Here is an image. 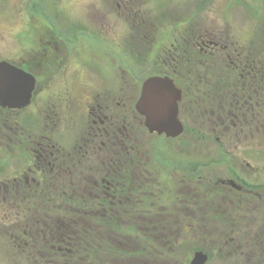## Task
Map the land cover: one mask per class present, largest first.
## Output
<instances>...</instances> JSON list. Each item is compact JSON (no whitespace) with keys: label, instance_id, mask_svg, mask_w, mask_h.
Instances as JSON below:
<instances>
[{"label":"trees","instance_id":"trees-1","mask_svg":"<svg viewBox=\"0 0 264 264\" xmlns=\"http://www.w3.org/2000/svg\"><path fill=\"white\" fill-rule=\"evenodd\" d=\"M32 4L35 13H42L40 1ZM186 30L180 31L185 35L180 34L179 40L173 43V51L166 52L162 58L157 57L154 51L159 47L155 43V34L151 35V43L137 49V52L128 53L134 58L139 53L140 61L150 55L156 65L161 62L162 70L158 74L171 76L183 89L188 104L186 112L192 115L195 126L207 132L204 134L197 130L199 141L213 136L216 128L212 124L223 126L226 130L235 129L232 125L237 124L235 127L241 132L242 123H237L233 115H221L224 106L216 111L211 98L214 93L222 92L225 96L229 91H236L240 94L236 98L238 104L251 107L258 97L245 98L242 94L252 93L255 76L258 78L264 73V56L255 54L253 43L242 48L236 45L235 66L231 67L226 53L217 56L213 51L216 48L209 46L224 44L225 47L231 43L213 37L205 29L189 34ZM147 36L140 38L143 41ZM229 49L230 46L224 50L228 53ZM260 84L264 91V82ZM48 102L49 105L39 112L38 108L42 106H37L36 99L26 110L0 107V175L7 173L9 159L15 157L10 156L16 150L23 153L25 163L29 165L22 177L7 176L1 181L5 202L0 201V206L16 220L26 222L20 238L27 240L13 239L20 244L18 251L21 248L22 252L37 254L46 264H189L196 250L206 252L209 263L264 264L262 185L239 180L233 173L236 180L256 194L250 196V210L245 209L248 202L244 194L241 199H234V204L223 205L222 200L216 198L223 192L218 190L213 195V203L206 195L202 197L195 193L198 199L191 202V215L187 213L189 205L183 204L186 199H182L185 206L180 207H183V214L180 215L183 218L177 219L173 217V208L163 206L177 203L182 186L171 187L163 179L175 177L180 169L188 172L191 181L200 179L197 175L217 160L205 163L198 158L190 163L173 162L165 159L157 147L154 153L156 163L174 172L172 175L160 169L153 171L148 154L141 153L146 142L141 138L134 143L137 132L132 129L124 134L126 144L123 149L120 146L99 149L95 143L90 145L91 148L88 146L79 150L73 148L72 142L63 146L55 139L62 115L57 113L51 99ZM236 114L241 120L240 114ZM261 124L259 130L264 128V114ZM212 138L216 142L214 136ZM5 144L11 147L13 153L6 150ZM136 156L139 158L135 159ZM223 157L226 159L227 156ZM153 175L157 178L152 179ZM161 181L165 183L166 190L157 193ZM197 187L206 190L207 184ZM234 193L237 194L236 191ZM207 202L210 208L201 207ZM209 226L215 229L216 234L211 235V244L201 243L202 229ZM37 228L38 240L31 232Z\"/></svg>","mask_w":264,"mask_h":264},{"label":"rangeland","instance_id":"rangeland-1","mask_svg":"<svg viewBox=\"0 0 264 264\" xmlns=\"http://www.w3.org/2000/svg\"><path fill=\"white\" fill-rule=\"evenodd\" d=\"M35 1H40L42 13H35L33 10L32 3ZM47 17L50 19L48 20ZM68 26H75L77 29L85 28L86 30L88 27L92 33H97L100 36H107L111 33L107 32V28L117 26L119 30L118 42L120 40L121 43H125L129 38L138 40L139 45L151 43L150 41L153 39L151 35L155 34V43L159 44V47L157 46L154 51L157 57L161 58L166 52L168 54V52L173 51V43L175 40H179L180 34L185 35L180 31L187 29L188 32L186 33L189 34L194 30L203 31L205 29L213 37L220 38L225 43H237L236 45L241 48L253 43L255 54L264 56V0H0V59L14 58L19 62L21 56H26L25 58L28 60H37L45 46L42 45L44 38L54 36V32L48 28L68 36L67 31H65ZM90 30H88L89 33H91ZM146 35L148 38L142 41L140 36L145 37ZM88 41H91L92 44L87 43L82 49L79 48L81 44H78L76 49L72 50L73 53L75 52L74 57L77 58V61L70 62L62 68L63 76L50 77L47 80L41 77L37 83V89L38 91L41 90L42 94L37 96L36 104L42 106L38 108L37 112L49 105V99L54 105L53 101L55 102L59 95L65 97L61 107L59 105L54 106L57 113L62 115L61 125L55 136L58 143L69 146L72 137L75 136L76 132L80 133V127L84 125L77 107L69 105L71 103L70 98L83 104L88 93L91 97L99 92L112 93L118 97L122 95L123 105L129 107V119L125 126L128 131L132 129L137 132L136 141L143 138L146 142V146L141 148V153L142 155L148 154L147 157L150 162L152 161L151 168L153 171L160 169L161 171H168L167 173L172 175L174 172L173 169L165 170L163 166L156 163L154 153L157 147L160 148L165 159L173 162L190 163L198 160V158L205 163L217 160L197 175L200 179L191 181L188 172L186 173L182 169L175 173V177L163 179L171 187L182 186L179 193L181 197H178L177 203L163 206L173 208L171 210L173 217L183 218L180 215V213L183 214V210H181L183 207L180 209L183 204L189 205L190 211L187 213L191 215L193 210L191 202L198 199V195L195 193L202 197L206 195L208 201L211 202L212 200L213 203V195H216L219 190L216 187V182L233 178V173L239 175V178L244 181L250 180V182L264 187V129L252 132L250 128L245 127V130L240 132L236 128L226 130L223 126L218 127L216 124H212V127L216 128L213 136L218 143L213 141V136H211L212 139L207 138L204 141H199L196 132L203 130L195 126L196 123L192 120V115L190 116L186 112L188 104L184 95L179 115L185 125L184 134L176 139H168L164 135H150L142 124L135 121V118L140 120V116L135 112L134 105L139 98L143 80L149 76L157 75L162 70L161 62L156 65L152 62L150 55L148 58L139 61V53L138 57L134 58L125 51L123 53L117 52V41L115 40L112 44H106L104 40L103 46H109V49L98 47L90 39ZM61 45L64 46V44ZM122 48L126 50L124 46ZM51 50L53 47L50 48L49 54H51ZM62 51L65 54L66 49L62 48ZM60 55L56 53V56ZM152 56L154 57V54ZM261 79L264 82V73L255 79L257 82L254 81L253 83L252 95H255L256 91L264 92L262 91L263 85L260 84ZM232 93H236V91H229L225 96L222 92L217 95L214 93L211 102L212 104L214 102L216 111L224 106L221 115H233L237 123L246 124L244 120L247 109L238 104L236 99L238 96L234 98L230 95ZM260 105L264 113V98ZM209 106L213 107L214 105ZM236 113L240 114L241 120L237 118ZM71 114H75V117L79 116L74 119L76 120L75 125L70 121ZM202 116L204 117V115ZM251 125L253 127L256 123L253 122ZM38 126L39 124L35 125L34 128ZM140 130H142L141 133H138ZM203 133L207 134L205 131ZM55 142L57 141L55 140ZM5 147L7 151L13 153L7 144ZM220 147L222 150L219 149ZM19 151L16 150L10 156L16 157L17 155L16 158L14 157L15 159H9L11 162L6 168L7 173L0 175V182L7 176H19L20 178L25 175V171H28L29 165L25 163V156ZM222 155H226V159L222 158ZM138 158V156L135 157V159ZM132 160L135 163L137 161L134 158ZM151 178L155 179L157 176L153 175ZM163 181L156 189L157 193L166 190ZM0 184V201H4L3 184L2 182ZM204 184H207L206 190L205 188L201 190L196 188V186H204ZM7 197L9 198V196ZM182 199H186L185 203ZM209 205L207 202L201 207H209ZM11 215L0 206V264H46L37 254L31 255L27 251L22 252L21 248L18 251L20 244L16 243L15 240H27L20 238L23 235L22 231L26 222L16 220ZM31 232H33L32 236L36 237L39 228ZM202 232L203 238H199L201 243L205 241L211 244L213 238L211 235L216 234L215 229L209 226L203 228ZM36 239L38 240V237ZM192 256L193 253L189 262ZM208 264L225 263L213 261L208 262Z\"/></svg>","mask_w":264,"mask_h":264},{"label":"flooded vegetation","instance_id":"flooded-vegetation-1","mask_svg":"<svg viewBox=\"0 0 264 264\" xmlns=\"http://www.w3.org/2000/svg\"><path fill=\"white\" fill-rule=\"evenodd\" d=\"M48 29L54 32V36H52L51 38H44V40L42 39L44 41L42 45L43 46L45 45V46L41 50L40 57L37 58V60H28L27 58H25L26 56L25 57L21 56V58L19 59L20 60L19 62L17 61V59H14V58H7L4 60L10 61L11 63L19 65L20 67L24 66L25 68L23 69L32 73L36 77L37 80H40L41 77L47 80L50 77L63 76L62 68L66 67L67 64H69L70 62L77 61V58L74 57L75 52L73 53L72 50L74 51L78 44H81V47L79 48L82 49L85 44L87 45V43H91V41H88L90 39L93 42H95L98 47L99 46L104 47L103 46L104 40L106 41V44H112L114 42L113 40L117 41L118 35H119V30L117 26L116 27L110 26L109 28H107L108 30L107 32L112 33V34L111 33L107 34V36H102V35L100 36L97 33H92L88 27L86 30L85 28L77 29V27L75 26H68L65 29V31H67L68 33V36H64L63 34H60L59 32H55L53 29H50V28ZM88 30H90L91 33H89ZM113 35L115 38L113 37ZM61 44H64V46ZM144 45L146 44L139 45V43L134 42L130 45V47H132V49L135 50V49H141L142 47H144ZM122 46H124V43H121L120 40L119 42L117 41V44H116L117 52L123 53L124 49L122 48ZM209 46H213L214 48H216L213 51L214 53L217 54V56H219L221 53H222L221 55L224 56V54L226 53L228 55L229 62L231 63V67L235 66V54H237L235 43H231L225 46V47L230 46V49L227 50L228 53L226 52V50H224L225 49L224 44H221L219 46H217V44L209 45ZM51 47H53V50H51L50 51L51 54H49V50ZM62 48L64 50L66 49L65 54L62 51ZM104 48L109 49V46H106ZM203 48L204 47L202 46L201 50H203ZM61 52H63L62 55H60ZM56 53L57 55H60V56H56ZM49 55L51 56L49 57ZM146 58L147 57L145 56L144 59ZM256 78L257 77L255 76V79ZM261 82H263V79H261ZM40 91H38V89L36 88V91H35V94L32 100V104L35 99L37 101V96L39 94L40 96L42 95ZM230 95L234 98H236L237 96H240V94H237V93H232ZM242 96L245 98H251L255 96V97H258V100H255V102H253V105H251V107L246 108L247 109L246 110L247 112L245 113V121H246L245 123L246 124L242 123L240 125L241 131L243 132L245 130V127L250 128L252 132H255L256 130L258 131L259 130L258 127H261L262 125L261 121L263 120V114H264L263 109L260 105L261 100L264 98V92L256 91L255 95H252V93H249V92H243ZM64 99L65 97H61L59 95V97L55 99L56 104L54 102V105L55 106L59 105L61 107L63 102L65 101ZM70 99H71V103H69V105L77 107L79 114H81L80 116L82 117L81 119H83V124H84L83 127H80V133L76 132V134L77 133L78 134L77 135L75 134V136L73 137V140H72L73 148L75 149L77 148L78 150L82 149L83 147L88 148V146L89 148H91L90 145L95 143V145L99 149H101L102 147H107V146H116V147L120 146L121 149H123V146L126 144L124 142V134L127 133L128 131L125 125H126V121H128L129 119L128 118L129 107L123 105L122 95L118 97L117 95H112V93L99 92L95 96L91 97L89 96V93H88V97L85 98L83 104L76 102L72 98ZM252 111L254 113H253V120L251 121L249 119V116L250 114L252 116ZM256 111L257 113H255ZM70 117H71L70 121L73 122L75 125L76 120L74 119L79 116L75 117V114H71ZM135 119H136L135 120L136 122H139L140 124H142L141 119L140 120L137 118ZM256 121H257V124L258 125L260 124V125L259 126L255 125L252 127L251 124ZM232 126L236 128L235 126H237V124H233ZM93 137L98 138V140L94 141ZM133 142L135 143L138 142L136 141V136H134ZM237 176L239 180H242L239 178L240 177L239 175ZM232 177L233 178H229L225 180L224 179L218 180L216 182V185H217L216 187L218 188L220 187L219 190H222L224 192V193L223 192L220 193L221 196L217 198H220L222 200L223 205H228L229 203L234 204L233 203L234 199L236 198L241 199V197L243 196L242 194H244L245 196H247L245 201L248 202V204H246L245 206L246 207L245 209L247 211L250 210L251 205H252L250 196H253L256 194L250 191L249 189H246L242 185V183L236 180L234 177V174H232ZM230 180L235 181L239 186H241V189L240 190L235 189L229 183ZM244 182H250V180L244 181ZM235 191L237 192V194L234 193ZM227 210H229V208L225 209L223 213L224 212L226 213ZM230 219H233V218H230ZM230 225H234V222H230Z\"/></svg>","mask_w":264,"mask_h":264},{"label":"water","instance_id":"water-1","mask_svg":"<svg viewBox=\"0 0 264 264\" xmlns=\"http://www.w3.org/2000/svg\"><path fill=\"white\" fill-rule=\"evenodd\" d=\"M35 86L36 79L32 74L7 61H0V106L2 108L28 107ZM182 100L183 91L171 77L151 76L142 83L135 109L143 117L144 127L149 134L175 139L185 131L179 116ZM229 183L235 189H241L235 181L230 180ZM208 260V254L199 250L193 253L190 264H207Z\"/></svg>","mask_w":264,"mask_h":264}]
</instances>
